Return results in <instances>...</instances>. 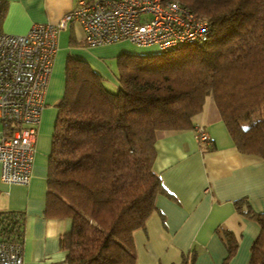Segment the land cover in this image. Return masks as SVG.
Instances as JSON below:
<instances>
[{
    "label": "trees",
    "instance_id": "trees-1",
    "mask_svg": "<svg viewBox=\"0 0 264 264\" xmlns=\"http://www.w3.org/2000/svg\"><path fill=\"white\" fill-rule=\"evenodd\" d=\"M174 1L210 23L209 37L119 53L116 91L85 59H66L45 206L48 216L71 220L60 237L63 264H137L133 231L164 190L152 167L155 142L166 131L195 129L208 96L236 148L264 158V0ZM245 213L259 224L247 264H264V212ZM23 227V212L0 211L1 240L22 245ZM223 238L230 254L236 240L229 231ZM194 256L175 264H193Z\"/></svg>",
    "mask_w": 264,
    "mask_h": 264
},
{
    "label": "crops",
    "instance_id": "crops-1",
    "mask_svg": "<svg viewBox=\"0 0 264 264\" xmlns=\"http://www.w3.org/2000/svg\"><path fill=\"white\" fill-rule=\"evenodd\" d=\"M77 0H2L0 32L21 35L34 23H57ZM52 71L35 140L34 162L28 185L0 180V211L24 215L22 264H63L66 250L61 235L71 229L69 218L45 213L48 153L57 114L56 103L64 90L68 55L81 57L112 78L103 57L121 52H148L126 41L87 46L77 21L58 31ZM130 46L135 49H130ZM154 48V47H153ZM153 51V50H152ZM113 82L116 83L115 79ZM209 136L199 142L194 128L170 130L155 142L153 170L163 191L144 225L133 231L137 264H175L195 254L193 264H247L250 247L259 232L258 222L246 208L264 212V158L240 152L227 132L210 96L193 118ZM242 199L241 210L235 201ZM225 231L236 240L228 254Z\"/></svg>",
    "mask_w": 264,
    "mask_h": 264
},
{
    "label": "built area",
    "instance_id": "built-area-1",
    "mask_svg": "<svg viewBox=\"0 0 264 264\" xmlns=\"http://www.w3.org/2000/svg\"><path fill=\"white\" fill-rule=\"evenodd\" d=\"M1 1V0H0ZM77 21L87 46L126 41L158 51L206 40L211 25L174 0H77L57 23L0 32V180L28 185L59 30ZM199 142H208L195 127ZM0 264H22V245L0 239Z\"/></svg>",
    "mask_w": 264,
    "mask_h": 264
},
{
    "label": "rangeland",
    "instance_id": "rangeland-1",
    "mask_svg": "<svg viewBox=\"0 0 264 264\" xmlns=\"http://www.w3.org/2000/svg\"><path fill=\"white\" fill-rule=\"evenodd\" d=\"M130 49H135V47L133 46H130ZM143 50H146V51H152L154 50L153 47H147V48H142ZM128 52V51H127ZM130 52V50H129ZM131 52H134V51H131ZM103 61L104 63L107 65L111 75H113V73L115 72V69H116V63H117V55H114V56H109V57H103ZM113 77L110 78V77H104L103 79V84L104 86L111 90V91H116L117 90V84L113 82ZM3 125L0 123V130L2 129Z\"/></svg>",
    "mask_w": 264,
    "mask_h": 264
}]
</instances>
